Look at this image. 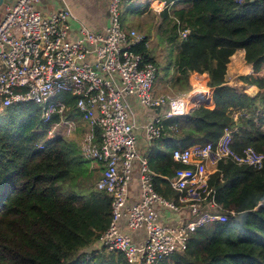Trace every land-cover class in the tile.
Here are the masks:
<instances>
[{
    "label": "trees",
    "instance_id": "1",
    "mask_svg": "<svg viewBox=\"0 0 264 264\" xmlns=\"http://www.w3.org/2000/svg\"><path fill=\"white\" fill-rule=\"evenodd\" d=\"M183 1L189 6L174 16L190 29L187 38L180 39L168 11L160 28L164 44H174L176 51L172 85L187 93L192 73L207 72L215 106L165 120L153 141L156 152L147 157L159 175L155 188L169 199L178 194L162 177H173L179 167L172 156L177 147L215 143L228 128L234 130L236 151L252 146L264 153V0ZM147 41L133 51L156 63ZM239 49L254 70L239 79L259 88L254 97L226 79ZM59 97L75 109L76 95ZM60 119L54 114L44 122L34 102L0 107V264H130L124 253L99 242L111 223L112 199L96 189L97 174L77 144L65 135L47 134ZM209 184L218 203L237 215L198 228L185 251L158 264H264V165L222 161Z\"/></svg>",
    "mask_w": 264,
    "mask_h": 264
},
{
    "label": "built area",
    "instance_id": "2",
    "mask_svg": "<svg viewBox=\"0 0 264 264\" xmlns=\"http://www.w3.org/2000/svg\"><path fill=\"white\" fill-rule=\"evenodd\" d=\"M40 1L17 0L7 7L0 23V107L34 102L46 123L59 114L60 122L48 130L51 136L54 129L64 127L65 136L73 134L78 122L73 119L75 112L84 122L81 150L104 165L96 189L112 199V219L99 238L101 245L108 251H121L130 264H158L185 251L190 234L198 228L236 216L237 212L218 203L210 176L220 162L229 160L260 169L264 153L252 146L236 151L233 129L227 128L215 143L175 148L172 156L179 167L167 179L177 199L157 192V173L138 148L132 99L151 110L145 129L153 142L162 134L165 120L207 106L210 96L200 87L181 95L155 93L158 66L133 51L146 35L124 27L120 8L125 0H109L111 23L106 32H94L82 24L75 40L69 38L70 21L76 19L73 11L66 6L44 14L36 9ZM175 21L180 39L187 38L190 29L183 28L179 18ZM64 93L78 97L73 111L60 99ZM137 173L141 193L130 203ZM159 206L188 214L177 226L164 224L159 220ZM123 219L130 230L144 229L146 238L136 242L124 233Z\"/></svg>",
    "mask_w": 264,
    "mask_h": 264
},
{
    "label": "crops",
    "instance_id": "3",
    "mask_svg": "<svg viewBox=\"0 0 264 264\" xmlns=\"http://www.w3.org/2000/svg\"><path fill=\"white\" fill-rule=\"evenodd\" d=\"M17 0H0V23L4 19L7 11V7L15 4ZM143 11L137 19L138 24V31L145 34L147 38V47L151 50V41H150V34L155 32L157 34V38L154 40L153 46L159 47L160 55L163 54L164 48L167 46L164 44L162 37H161V30H159L163 25H165L164 19V11H168V14L171 15L173 18L174 11L181 8H187L189 5L185 3L183 0H172L170 2L166 0H143ZM68 6L74 13L76 19H72L70 21L71 30L69 38L75 40L79 37V30L82 24L86 25L94 32H106L111 23V17L109 12V0H41L36 4V9L41 11L44 14H51L53 12H57L64 7ZM154 7L163 8L162 10L156 12L154 11ZM166 8V9H165ZM153 9V10H152ZM170 9V10H168ZM155 12V21L152 22L150 18H147V15L150 12ZM158 12V13H157ZM161 19V20H160ZM154 23L158 26V30H155L154 27H151L150 23ZM131 28H135L134 26ZM136 29V28H135ZM150 55L152 57H160L153 55L150 51ZM162 56V55H161ZM246 70L245 74H242V71ZM174 76L173 78L177 77V73L175 70V66L172 70ZM253 65L248 63L245 59V50L239 49L237 52L231 57V61L228 64L227 75L226 79L230 85H239L236 89L241 93H247L251 96H256L259 92V88L256 85L246 84L239 79V81L233 79L232 77L237 74L236 76L248 75L253 73ZM235 76V77H236ZM171 77V76H170ZM193 79V86L191 90L195 87H200V89L207 91L209 93L210 99L209 103L206 107L213 108L215 106V101L213 99V91L214 88H211L207 85L209 74L207 72L200 73L194 72L191 75ZM195 78V79H194ZM201 81V82H200ZM200 82V84H198ZM191 90L189 92H191ZM187 92V93H189ZM133 108L135 111L134 121L136 122V129L135 133L138 139V148L140 152L147 156V154L153 152L155 153L156 144L151 142L147 139V133L145 129V125L150 119L151 110L142 106L136 99H132ZM73 119L77 122V129L80 126H83V133L85 131L84 122L80 119L76 112L74 113ZM77 131V130H76ZM82 133V136H83ZM81 149V146H80ZM100 167L99 175L98 172L97 178L99 179L104 171V165L97 162H91V169L96 171V168ZM97 168V169H98ZM152 168V167H151ZM159 175L157 174L156 177ZM162 178L167 179V176H163ZM141 193V185H140V177L139 174H135L134 180L130 187V203L135 202L136 199L140 196ZM159 220L164 224H169L173 226H177L179 222L182 220L185 214H188L187 211L182 213H176L169 208L164 206H159ZM121 227L124 233L131 234L136 242H142L146 238V231L144 229L139 230H130L127 225V221L123 219L121 223Z\"/></svg>",
    "mask_w": 264,
    "mask_h": 264
},
{
    "label": "rangeland",
    "instance_id": "4",
    "mask_svg": "<svg viewBox=\"0 0 264 264\" xmlns=\"http://www.w3.org/2000/svg\"><path fill=\"white\" fill-rule=\"evenodd\" d=\"M142 1L143 0H125L122 3V7L120 8L121 21H122V23L126 29H130L133 26L136 29H138L136 24H138L137 19H139V16L141 15V13L143 11V9H142L143 2ZM154 11L156 12V9ZM155 12L152 11L145 16L147 18H150V20L152 22H154L155 21ZM152 22L150 24H154ZM151 27H154L155 30H158V26L156 24L151 25ZM156 38H157V34L155 32H152L150 34V41H151V48H152L150 51L153 53V55L160 57L159 59L157 57L155 58L156 64L158 66V80H157L156 85H155V93L156 94L181 95L182 93L180 94V92H178L177 89L175 87H173L172 83L174 80L173 79L174 76L170 75V74H173L172 70H173L174 64H175L174 61H175L176 51H175L174 44L167 45L164 48L163 54L161 53V55H162L161 56L160 55V49H162L161 46H160V49H159V47L153 46V43L155 42L154 40ZM157 40H158V38H157ZM245 72H246V70H243L242 74H245ZM236 75L237 74H235L232 78L239 81V76H236ZM200 82L198 84H200ZM233 86L238 87L239 85H233ZM236 116H237V113H236ZM82 128H83V126H80V128H78L77 131H75L73 134H69V136L66 135L69 138V140H71V142H74L77 144L79 149H80V146L82 145V141H83V136H82L83 129ZM47 134L49 136L52 135V134L51 135L49 134V131L47 132ZM54 134L60 135V136L67 134V128L64 127L63 129H59L58 131H56L54 129L53 130V136H54ZM89 160L91 162L94 161L91 158H89ZM97 168H96L95 172H98V175H99V171H101V170H100V167L98 169ZM95 187H96V184H95Z\"/></svg>",
    "mask_w": 264,
    "mask_h": 264
}]
</instances>
